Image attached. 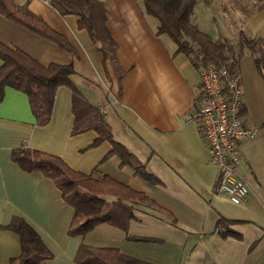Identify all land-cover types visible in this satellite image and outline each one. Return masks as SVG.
<instances>
[{
	"label": "crops",
	"instance_id": "crops-1",
	"mask_svg": "<svg viewBox=\"0 0 264 264\" xmlns=\"http://www.w3.org/2000/svg\"><path fill=\"white\" fill-rule=\"evenodd\" d=\"M14 1L64 34L74 51L1 12L0 41L45 65L72 64L74 72L71 83L57 90L46 125L37 124L26 92L7 86L0 100V264H11L21 253L20 235L6 228L15 216L33 226L53 252L40 264H78L83 244L116 248L151 264H264V80L254 56L241 57L238 65L245 117L258 129L240 145L239 168L251 193L242 203H234L218 190L219 167L190 116L199 92V70L190 56L177 52L168 34L157 33L158 20L146 12L143 0H102L107 27L117 43L120 76L89 31L79 26L77 15H62L50 0ZM255 2L240 29L264 38V6L255 9ZM195 21L215 38L238 37L239 31H229L223 21L218 32ZM71 85L102 108L114 138L160 182L135 174L129 164L121 166L118 155L103 160L112 144L105 140L93 145L95 129L73 133ZM24 146L57 154L95 177L108 174L143 191L161 209L138 210V218L126 230L104 222L86 234L71 235L75 208L52 178L39 170L27 171L13 159V150ZM222 219L228 228L219 227ZM226 229L240 236L223 234ZM129 235L158 240H133Z\"/></svg>",
	"mask_w": 264,
	"mask_h": 264
},
{
	"label": "trees",
	"instance_id": "trees-1",
	"mask_svg": "<svg viewBox=\"0 0 264 264\" xmlns=\"http://www.w3.org/2000/svg\"><path fill=\"white\" fill-rule=\"evenodd\" d=\"M211 5L214 0H203ZM62 14L79 17L81 28L89 31L103 57L109 59L121 75L117 57V43L107 27L106 8L102 0H50ZM197 0H143L148 14L158 20L157 33L168 34L177 45V52L193 54L199 50L206 61L225 62L238 70L244 49L254 56L258 72L264 80V38L251 37L240 29L237 45L228 37H213L203 30L193 17ZM264 6V0H256L254 8ZM0 12L6 17L26 26L30 30L51 39L61 47L74 51L67 37L51 27L39 15L25 5L14 0H0ZM0 100L7 86L26 92L29 96L37 124L46 125L51 121L57 90L70 84L74 72L72 64L50 63L45 65L20 48L10 47L0 41ZM120 70V72L118 71ZM73 87V111L75 121L73 133L93 128L98 136L93 145L108 140L112 149L105 159L112 155L120 157V165H131L135 174L152 182H160L155 174L148 171L145 163L114 138L102 108L89 101L75 86ZM13 159L27 171L39 170L52 178L62 190L64 199L75 208V215L69 234H86L99 224L108 222L129 227L131 220L138 218L137 211L161 207L143 191L105 174L95 177L92 173L77 170L63 157L32 147H18L13 150ZM222 219L219 227H227ZM20 235L21 253L11 259V264H40L44 259L54 256L41 235L24 218L15 216L6 226ZM228 228V227H227ZM223 234L240 236V233L226 229ZM133 240H158L156 237L129 235ZM78 264H151L142 259L129 256L119 249L83 244L79 248Z\"/></svg>",
	"mask_w": 264,
	"mask_h": 264
},
{
	"label": "built area",
	"instance_id": "built-area-1",
	"mask_svg": "<svg viewBox=\"0 0 264 264\" xmlns=\"http://www.w3.org/2000/svg\"><path fill=\"white\" fill-rule=\"evenodd\" d=\"M193 62L200 73V86L190 116L198 124L211 160L219 167L218 190L234 203H242L251 187L239 168L240 145L258 129L245 117L240 72L225 62L206 61L199 50L193 54Z\"/></svg>",
	"mask_w": 264,
	"mask_h": 264
},
{
	"label": "rangeland",
	"instance_id": "rangeland-1",
	"mask_svg": "<svg viewBox=\"0 0 264 264\" xmlns=\"http://www.w3.org/2000/svg\"><path fill=\"white\" fill-rule=\"evenodd\" d=\"M253 2L254 0H216L213 5L209 6L203 0H197L193 17L200 20L202 26L211 32H218L221 27L220 21H223L224 26L236 34L241 28L243 17L252 9ZM230 39L238 47L237 37ZM251 56L252 53L248 49H244L242 57Z\"/></svg>",
	"mask_w": 264,
	"mask_h": 264
}]
</instances>
